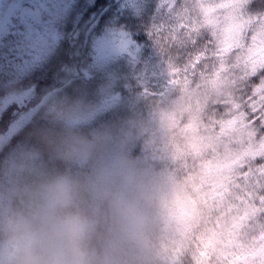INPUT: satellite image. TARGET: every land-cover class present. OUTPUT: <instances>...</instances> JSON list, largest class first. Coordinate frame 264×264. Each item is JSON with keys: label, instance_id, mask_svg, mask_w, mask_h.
<instances>
[{"label": "snow or ice", "instance_id": "1", "mask_svg": "<svg viewBox=\"0 0 264 264\" xmlns=\"http://www.w3.org/2000/svg\"><path fill=\"white\" fill-rule=\"evenodd\" d=\"M65 38L88 62L38 94L23 81ZM0 74V115L18 106L4 156L79 81L73 94L95 105L86 123L135 118L124 146L159 171L174 264H264V2L0 0Z\"/></svg>", "mask_w": 264, "mask_h": 264}, {"label": "clouds", "instance_id": "2", "mask_svg": "<svg viewBox=\"0 0 264 264\" xmlns=\"http://www.w3.org/2000/svg\"><path fill=\"white\" fill-rule=\"evenodd\" d=\"M94 107L50 95L28 147L0 158L20 176L0 182V264H174L159 171L124 146L135 118L86 123Z\"/></svg>", "mask_w": 264, "mask_h": 264}, {"label": "trees", "instance_id": "3", "mask_svg": "<svg viewBox=\"0 0 264 264\" xmlns=\"http://www.w3.org/2000/svg\"><path fill=\"white\" fill-rule=\"evenodd\" d=\"M76 2L80 5H83L86 2V0H76ZM108 2H109V0H96V8H99L100 6L105 5ZM112 2H114V0H112ZM262 2H264V0H256L257 6H259ZM92 11H95V9H92ZM68 30L69 31L71 30L70 27ZM68 46H69V48L71 47V45H69V42L66 43L65 48H63V49L58 48L57 53L53 59V62L51 60L45 67H43L42 69H37L29 75V76L45 75L43 82H45L47 86H46V88L37 90L38 94L41 93L45 89H51L53 87L64 86L63 82L66 78V74L60 70L62 65L66 64L70 67L76 68L77 70L82 67L79 63V60H81V58H78L77 62H75L74 57L73 58L70 57L71 52L68 50ZM59 50H60V53H59ZM66 53L68 55V58H67ZM51 74H55V76L50 77ZM9 123H10L9 121L4 120L3 116L0 115V129L3 128L5 130L9 126ZM0 134H1V132H0ZM26 134L27 133H21V134H18L17 136H14L11 140V144L15 145V144L19 143L21 140L26 138ZM5 151L6 150H0V158L5 155ZM15 176L11 179L9 174L0 175V182L7 183L9 185L16 184L19 182L20 176H17L16 178H15ZM185 260H186V264H190L191 257L190 256L186 257Z\"/></svg>", "mask_w": 264, "mask_h": 264}, {"label": "rangeland", "instance_id": "4", "mask_svg": "<svg viewBox=\"0 0 264 264\" xmlns=\"http://www.w3.org/2000/svg\"><path fill=\"white\" fill-rule=\"evenodd\" d=\"M85 19H87V17H85ZM83 39V37H81V40ZM67 42H69V45H71V42L67 39V38H65L62 42H61V44L59 45V47L58 48H65V46H66V43ZM68 50L71 52V58H73L74 57V61L75 62H77V59L78 58H81V60H79V63H80V65L83 67L88 61H86V59H85V57L82 55V56H80V57H75L74 55H73V53L76 51V49L75 48H73L72 46L69 48V46H68ZM59 53H60V50H59ZM66 55H67V53H66ZM67 58H68V55H67ZM57 61V60H56ZM52 62H53V59H52ZM59 62V61H58ZM0 75H2V74H0ZM53 76H55V74H51L50 75V77H53ZM44 78H45V75H41V76H28V77H26L25 79H24V81H23V83L25 84V85H34L35 84V86H36V88H37V90H39V89H43V88H46V83L45 82H43V80H44ZM254 79V82H257L258 83V79L257 78H253ZM78 84H79V81L77 82V83H73V84H70V85H67L66 87H67V89H68V93H74L75 92V90L77 89V87H78ZM18 110V106H16V105H12V106H10L3 114H2V116H3V119L4 120H7V121H11V119H12V116H13V113L14 112H16ZM185 121H181V124H183ZM7 131V128L4 130L3 128H1L0 129V132H1V134L0 135H3V134H5V132ZM17 136V135H16ZM21 136V135H20ZM20 138V137H19ZM130 151H132V152H134V153H136V154H138L141 158H144L145 159V157H144V154H143V152L140 150V148L139 147H133V148H130L129 149ZM1 158H3V157H1ZM9 175H10V178L12 179L15 175V178L17 177V176H19V174H18V172L17 171H12V172H10V173H8Z\"/></svg>", "mask_w": 264, "mask_h": 264}]
</instances>
